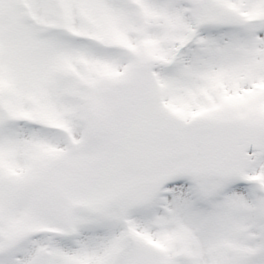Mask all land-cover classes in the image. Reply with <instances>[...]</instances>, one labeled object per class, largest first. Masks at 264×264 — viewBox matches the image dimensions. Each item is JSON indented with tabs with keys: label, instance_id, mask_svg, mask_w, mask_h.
I'll use <instances>...</instances> for the list:
<instances>
[{
	"label": "snow or ice",
	"instance_id": "1",
	"mask_svg": "<svg viewBox=\"0 0 264 264\" xmlns=\"http://www.w3.org/2000/svg\"><path fill=\"white\" fill-rule=\"evenodd\" d=\"M0 264H264V0H0Z\"/></svg>",
	"mask_w": 264,
	"mask_h": 264
}]
</instances>
